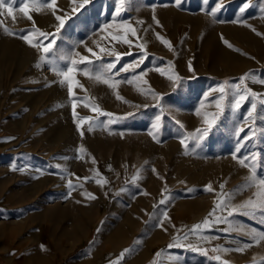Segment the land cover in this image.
Segmentation results:
<instances>
[{
    "label": "crops",
    "instance_id": "0c3cea01",
    "mask_svg": "<svg viewBox=\"0 0 264 264\" xmlns=\"http://www.w3.org/2000/svg\"><path fill=\"white\" fill-rule=\"evenodd\" d=\"M245 2L250 6L241 12ZM81 4L83 7H80ZM111 4L117 5V1L87 0L84 3V0H56L55 15L52 8L44 6L39 10L30 9V20L19 11L23 7L20 0H9L4 8H0V60L4 58L3 68L6 71L20 73L19 78H9L4 84L0 83V86L12 89L5 99L11 106L4 115L0 111L4 121L0 126V264L9 263L4 253L7 249L3 247L14 243L9 241L13 238L12 231H1L4 225H21L29 233L22 242L25 246L47 239L52 253L49 256L50 264H58L66 259L69 264H94L100 261L102 264L241 263V259L234 261L223 256L218 249L223 246L231 252L228 247L241 246L238 239L242 236L228 231L227 222L216 223L213 218L208 219V226H203L205 219L200 218V212L190 211L185 206L189 200L211 198L212 190H206L211 186L206 183L211 181L208 176L213 172L216 162L228 154L231 148L228 125L214 126L218 110L204 109L209 98L216 100L219 96V81L200 78L192 83H184L174 91L176 83L172 63L166 54H161L153 37H150L147 42L149 46L146 47L144 37L141 39L137 33L125 29L111 31L105 27L110 23L136 19L133 11L123 15L108 13L106 7ZM217 4L221 7L213 16L210 13ZM131 5L150 6L151 9L164 6L170 10L180 6V10L177 9L180 20L174 22L171 14L165 15L164 24L169 30L165 34L169 39H174L170 32L172 26H180L187 46L189 41L194 43V37H211V45H200L201 53H205L208 47L213 48V53H226L224 46H221V39L225 37L235 41L238 37L247 38L254 25L264 32V0H181L179 5L176 0H133ZM9 6L13 8L12 15L8 14ZM57 15L63 16L65 20L64 29L58 34ZM166 17L171 19L168 20V26ZM5 27L13 34L6 33L3 30ZM33 29L56 34V43L45 61L40 60L45 55L42 51L20 39V36ZM114 36H120L121 40L112 39ZM52 39L49 36L45 40L36 34V42L43 40L45 46ZM124 39L130 43H123ZM86 49H92V52ZM117 55L120 57L118 62ZM62 56H70L78 61L70 80L53 71V68L66 71V67L70 66L61 59ZM81 56L86 58L85 62H79ZM142 56H146V59L136 67ZM112 63L116 67L104 78L111 77L109 83L120 81L115 83V87L103 83V78L101 81L94 78L96 74L104 73L107 65ZM125 67L126 71H120ZM85 68L87 73L77 70ZM148 76L154 86L141 87L140 92L137 91L139 94L133 97L129 96L132 92L124 88L117 89L119 84L131 85ZM261 78L264 80V74ZM69 86L73 90L71 96ZM211 86L213 90L206 93ZM28 87H50L52 99L45 104L43 97H37L38 103L32 107L24 93ZM117 94L123 99H117ZM127 101L135 104V110L125 109L129 107ZM102 113H111L112 116ZM30 116L32 121L29 120ZM48 116L64 119V124L69 127L68 138L57 147L45 140L47 127L42 118ZM158 116L159 124L154 128ZM205 116L213 121L210 129L204 123ZM109 120L114 122L109 123ZM17 122L21 125L19 129L16 127ZM90 124L91 131L88 130ZM198 129L201 131L197 132ZM204 129H208L206 136L203 135ZM100 134L115 136L116 150H126L132 155L138 152L137 161L132 162L130 167L142 169H134L133 173L118 170L119 174H112V177L105 175V168L101 169L100 176L92 174L91 169L81 172L78 166H108L103 158H93L94 150L108 148L103 145L102 137L98 143L94 142L93 135L99 137ZM193 136L203 138L197 140ZM181 139L185 141L184 145ZM190 165L195 166L191 171ZM190 174L195 181L192 182ZM109 188L117 190L116 198L122 199L117 206L122 208L124 219L129 212L153 213L155 217L146 226L147 231L131 247L128 246V235H123L121 240L102 235L99 244L96 241V248L86 246L75 252L62 251L63 245L73 247L92 236L93 226L89 215L92 202L64 207L48 203L58 200L61 203L62 199L71 203L78 197L93 199L91 197L94 196L102 204L109 197ZM157 201L159 205L151 210L152 203ZM64 213L66 215L60 216ZM77 213L84 216H76ZM172 215L177 216L174 218ZM225 218L227 221L235 219L234 216ZM184 223H199L202 227L182 234L180 226ZM247 223L246 232H264V222L256 227ZM171 235L175 237L174 246L162 247L171 239ZM243 240L244 245H251L247 250L244 249V263L264 264V257L252 256L255 247L264 246V241L256 243L246 234ZM207 246L213 248L215 253L211 255L200 250L201 247L205 250ZM125 249L130 251L125 253ZM121 253H124L123 257ZM217 256L220 257L219 261L215 259Z\"/></svg>",
    "mask_w": 264,
    "mask_h": 264
},
{
    "label": "rangeland",
    "instance_id": "374dc122",
    "mask_svg": "<svg viewBox=\"0 0 264 264\" xmlns=\"http://www.w3.org/2000/svg\"><path fill=\"white\" fill-rule=\"evenodd\" d=\"M110 1L112 3L116 2L117 0ZM132 1L133 0H127V4L122 7L119 12V15H123V13L127 14L128 12L133 11V13H135L136 15V19L134 18V21L131 20L125 23H110L111 27H109V29L111 31L125 29L130 30L132 32V29H134L135 34L137 33L139 36H141V39H143L142 37H144L146 47L149 46L147 42L151 39L150 37H153L154 39L152 40H155V42L158 44L157 47H159L161 54H166L169 57V61L172 63V74L174 76V84L176 83L173 89L174 91L177 90V88H180L184 83H192L195 82L194 80L196 79L203 78L210 81H219V87H223L225 93L228 94L225 97V100L222 102V105H224L223 111H221L216 106V101L220 97L221 93L219 94L216 100H213V97L209 98L206 103L208 105L204 109L209 108L218 110L216 118L214 120V126H222L223 124L228 125L230 131L229 135L231 139V148L228 154L222 156L220 160L216 162L213 172H211L209 174L210 176H208V179H210L211 181H207L206 183L211 185V198L207 197L205 199H197L196 201L189 200V202L185 204V206L187 208H190V211L200 212V218L202 217V220H204L205 218L215 219L216 217H229V212L232 211L233 207L238 206L249 199L257 200V197L254 196V193L258 191L257 187L251 184V181H249L248 179V177L251 175L250 168L241 166V164L238 163L237 160L233 159V154H236L241 158L247 157L245 163L254 167L259 177H264V119L259 118L260 115H264V113H261V108H264V105H261L259 103V100H257V109L256 112L253 113V115L257 118L254 120L252 118H249L247 121H245V117L247 116L250 104H244L237 112H234L231 107L227 106L232 100V92L236 90L237 86H241L240 77L243 76L245 73H253L257 81L263 80L261 78V75L264 74V32H262L259 27H256L254 25L253 29H255V31L252 30L250 36H248L247 38L238 37L237 39H235V41L233 39L231 40L225 37L221 39V44H223L221 46H224L223 49H225L226 53H213V48L210 47L206 48L207 51L205 50V53H201L200 47L203 45V43L205 45H211V42L213 40L211 37H208L207 35H205V37H194V43L192 44L189 41V46H187V39L181 32L180 26H172L170 32L174 35V39H169V37L165 34L169 31L168 28H166V25L164 24L165 15L171 14L174 22L180 20V12L178 11L181 8L180 6V8L178 7L179 9L177 8L178 10L175 9V7L170 10L164 6H156V9H151L150 6L140 7L131 5ZM117 7L118 5L111 4L108 5L106 9L108 13L116 14ZM63 16L65 17L66 15L63 14ZM63 16L62 18H64ZM153 17H155V19H153ZM166 19V23L168 26V24H170L168 22L171 19L169 20L168 17H166ZM174 22L173 24H175ZM123 24H127L130 27L124 28L122 27ZM61 29H64V26ZM257 33H259V35ZM157 35L163 38V40H167L171 47L166 46L164 43H162L161 39L157 38ZM225 41H227V43H225ZM228 45H231V47H229ZM2 57L3 55H1V58ZM0 62L1 84H4V82L9 78L13 80L19 78L20 73L14 71L13 74H11V71H6L3 68V66L5 65L4 58H2ZM189 62L191 63V70L189 69ZM177 77H179V79H177ZM135 82L137 83L131 85L119 84L120 86H118L117 89L120 90L121 88H124L126 91L132 92V94L130 93L129 96L133 97L139 94L137 91L140 92L141 87L143 88V86H154V83L152 82V79L149 76L148 78H142V80ZM241 87H247L251 91L260 94V99H264V84L254 82L253 80L248 79L245 81V84ZM208 88L209 90H207L206 93H208L209 91L211 92L213 90V86ZM42 89L41 87H28L26 89L24 93L27 94L30 106L33 107L35 104L38 103L37 97H43L45 100V104L48 103L49 99H52L53 92L51 88L42 87ZM11 90L12 89L9 86H0V111L2 115H4V113H6L5 110H7L11 106L9 102L5 101V99L9 95L8 93ZM14 104L17 103H12V105ZM126 104L129 105L128 108H125L127 111H129V109L135 110V104L130 101H127ZM0 117V126H2L4 124V121L2 116ZM29 120H33L31 116L29 117ZM42 120L44 125L47 127V129H45L46 141L55 144L54 146L57 147L59 146L60 142L68 138L69 127L68 125L64 124V119H58L61 123H59L58 120L54 119L52 116L42 118ZM20 126V122H17L16 127L19 129ZM241 129H243V131H241ZM59 130H61L60 133ZM237 133H239V135H237ZM245 136L250 137V139L245 141ZM100 137H102L103 139ZM101 139L102 142L105 143L103 145H106V147L108 148L105 150H94L93 158L96 160H98L99 158H103V161L108 166H78V169H80L81 172H85L86 169H91L92 174L100 176L101 169L104 170L105 168V175L107 174L108 176L112 177V174L118 175L119 171L121 170H123V172L125 171V173H133L134 169H142V167L138 166L130 167L132 165V162L137 161L136 158L139 157L138 152H136V155H132V153L126 150H116L114 148L115 136L100 134L99 137H97L93 135L94 142L98 143ZM241 142L244 143V146L240 148L239 152H237V148L240 147ZM253 156H255V159L252 158ZM193 168H195V166L190 165L189 170L191 171ZM196 169L199 170L198 167H196ZM109 170H115V172H111ZM189 177L191 180L195 179L194 177H192L191 174L189 175ZM195 180H192V182ZM221 184H223V189H221L220 187ZM117 193V190L109 188V197L106 199V202H103L102 204L98 203L100 202V199H86L83 197L75 198L71 201V203L68 200L64 199H60L61 203L59 200L54 203H48L56 205L60 204L64 207L68 205L81 206L84 205L85 202H92V211L91 213H89L92 219L93 226L92 236L86 241L77 243L73 247L71 245H63L61 247L62 251L67 252L73 250V252H75L79 251L80 249H84L86 246L87 248L89 246H93L92 248H96L97 246H95V244L97 242L99 244L102 235H105L106 237L112 238L114 240H121V237L123 235H128V246L130 247L138 241L140 235L147 231L146 226L153 221L155 216L151 212L147 214L129 212L126 218L124 219L125 215L122 212V208L118 207L122 199L116 198ZM221 193L228 194L231 197L230 201L228 202V207H218L215 211L214 216H209V213L213 210L214 204H220L221 201L225 199V197H222L220 195ZM158 203V201L157 203H152L153 208H151V210H154V208L159 205ZM243 211L245 213L248 212V210ZM63 215L66 214H60V216ZM75 215L84 216L80 213H77ZM172 216L175 218L177 215ZM231 216H234L235 219L228 221L233 226L232 228H230L229 223L227 222L228 231L238 233L240 236H242L241 239H238V241L242 245L237 247L229 246L228 248L231 249V252L221 251V254L223 256L231 258L234 261H238V259L242 260L241 263L236 262L233 264H245V252L235 251L234 249L244 247L243 236L245 237V232L247 230L246 227L248 225L247 222L251 223L254 227L259 226L260 224H262V222H264V213H262L260 210H257L255 215L233 212ZM221 223L222 222H220V224ZM198 224L184 223L182 226H180L182 228V234L193 232V227ZM234 228H239L240 231L233 230ZM9 230L10 232L12 231L13 234V238L9 241L14 243L3 247L5 250L7 249V252H4L6 253L5 257H7L9 261V263L7 264L51 263L49 256H51L52 253L51 247L46 243L47 239L42 240V243L31 242L29 245L25 246L22 244V242L25 240L26 236L29 233H26L27 231L21 225H16L13 227L4 225L1 228V231L3 232H8ZM50 232L52 231L50 230ZM170 238L171 239H168L162 247L168 248L169 244L174 243L175 237L171 235ZM114 243V247H116V242ZM221 249L226 248L221 246ZM255 249L256 250L253 251V257H255L256 255L264 257V246H257L255 247ZM200 250L202 252L207 251L211 255L215 253V250L209 246H207L205 250L203 249V247H201ZM58 264H69V261L66 259V261H60ZM94 264H102V262H94ZM107 264H109V262ZM117 264H119V262Z\"/></svg>",
    "mask_w": 264,
    "mask_h": 264
},
{
    "label": "snow or ice",
    "instance_id": "6c2138e0",
    "mask_svg": "<svg viewBox=\"0 0 264 264\" xmlns=\"http://www.w3.org/2000/svg\"><path fill=\"white\" fill-rule=\"evenodd\" d=\"M205 2H207V0H205ZM9 3V0H0V8H4L5 4ZM20 3L23 4V7H21L19 9L20 12H22L24 14V17H26L27 19H31V15H30V9H34V10H39L40 7H48V8H52L53 14L55 15V5H56V0H20ZM84 3H87V0H84ZM181 3V0H176V4L179 5ZM127 4V0H117V12L116 15H119L120 10L122 9V7L124 5ZM249 3L245 2L244 6L241 8V12H243L245 9H247L249 7ZM80 7H83V4L80 5ZM219 7H221L220 4H217L216 8H213L211 10V15H215L216 11L219 9ZM75 10V9H74ZM13 13V8L11 6L8 7V14L12 15ZM56 19L59 21V27H57L56 29V34H58L61 30V28H63L65 20L64 18L60 17V16H56ZM153 19H155V17H153ZM236 21H233V23H235ZM158 23V21H157ZM105 27H111V25H105ZM122 27L124 28H128L130 27L127 24H123ZM6 33L8 34H13L12 32L9 31V29L7 27H5L3 29ZM253 31H255V29H253ZM133 34H135V30L132 29ZM38 33V35L40 37H43L45 40L48 39L49 36H52L53 39L51 40L50 43H48L46 46L43 44V40L36 42V34ZM56 34L53 33H44L41 32L39 29H33L31 31H29L27 34H24L22 36H20V39L24 40L26 43L29 44V46L32 47H36L38 48V50L42 51L45 55H42L40 57L41 61H45L46 60V55L49 54L52 50L53 47L56 43ZM259 35V33H257ZM158 39H161L162 43H164L166 46L171 47V45L169 44V42L167 40H163V38L159 37V35H157ZM112 39L116 40V41H120L121 37L120 36H114L112 37ZM123 43L129 44L130 41H128L127 39L123 40ZM225 43H227V41H225ZM229 47H231V45H228ZM86 51L88 52H92V49H86ZM101 51H103V49H101ZM94 54V53H93ZM62 60H65L69 63L70 66L66 67V71L64 69H58V68H53V71H56L58 75H63L65 77H67L69 80L71 79V73L73 72L74 67L78 64V61H76L75 59H71L70 56H62L61 57ZM120 57L119 55H117V62L119 61ZM144 59H146V56H142L139 58L138 63L136 64V67H139L140 64H142L144 62ZM86 58L81 56L80 57V61L79 62H85ZM88 63H91V61H88ZM116 67L115 63L109 64L107 65V67L105 68L104 73H99L95 75V79L97 81H101L103 78V83L107 84L109 87H115V83H119L120 81H116L115 83H109L111 77H106V74L111 72L114 68ZM189 69L191 70V63L189 62ZM78 71H84L85 73H87V68L85 69H77ZM127 67L120 69V71H126ZM118 74V73H117ZM141 75H144L143 73H141ZM171 79V77H169ZM177 79H179V77H177ZM251 79L254 82H259L264 84V80L262 81H257L255 78V75L253 73H245L243 76L240 77V85L243 86L245 84V81ZM129 83H131V81H127ZM63 83V81L61 82ZM241 86H237L236 90L234 92H232V100L230 101V103L227 105L229 107H231V109L234 112H237L244 104L248 103L250 104V108L248 110L247 116L245 117V121H247L249 118H252L253 120L256 119L257 117H255L253 115L254 112H256L257 109V103L256 101L259 100V103L261 105H264V99H260V94H257L253 91H251L250 89H248L247 87H241ZM72 87L69 86L68 88V92L69 95H72ZM218 91L221 93L220 97L218 98V100L216 101V106L217 108H219L221 111H223V107L224 105H222V102L225 100V97L228 95L227 93H225V90L223 87L219 88ZM153 95H155L153 93ZM117 99H123L122 97H120L117 94ZM98 110V109H95ZM261 113H264V108H261ZM104 115H108V116H112L111 113H102ZM199 110L197 111V115H199ZM73 115L75 116V112L73 113ZM131 115V114H130ZM260 119H264V115H260L259 116ZM83 119H87V118H81ZM159 120L160 117H157V122L154 123L153 127H158L159 124ZM114 121L109 120V123H112ZM204 123L208 125V128L210 129L213 125V121H210L207 116H205L204 119ZM80 125H77V128L79 129ZM181 127H183L181 125ZM89 131L92 130V126L91 124L89 125ZM201 130H197V132H200ZM241 131H243V129H241ZM208 133V129H204L203 130V135H207ZM81 135H83V133H81ZM237 135H239V133H237ZM193 139H202L203 136L200 137H196L193 136ZM245 141L250 139V137L245 136ZM181 144L184 145L185 141L183 139H181ZM186 146V145H185ZM244 146V143L241 142L240 143V147L237 148V152L240 151V148H242ZM81 152H83V148H81L80 150ZM253 159H255V156L252 157ZM233 159L237 160L238 163L241 164V166L244 167H249L250 171H251V175L248 177L249 181H251V184L255 185L258 189V191L256 193H254V196L257 197V200H252L249 199L247 201H244L242 204L233 207L232 211L229 212V216H231L233 214V212H237V213H241V214H250V215H255L257 210H260L262 213H264V177H259L256 173V170L254 167H252L251 165H248L245 163V161L247 160V157L245 158H241L239 156H237L236 154H233ZM155 171V170H154ZM85 180L89 179V178H83ZM106 182V181H105ZM97 183H100V181H97ZM69 187H71V182H69ZM221 189H223V184H221ZM206 190H211L210 186H208L206 188ZM91 195V194H88ZM222 197H225L224 200L221 201L220 204H214L213 210L209 213V216H214L215 211L218 207H228V202L230 201L231 197L228 194L225 193H221L220 194ZM91 198H95L94 196ZM164 201L162 200L161 203H163ZM243 210H248L247 213H245ZM165 218L167 219V213L164 214ZM215 222L216 223H220V222H228L227 218H221V217H216L215 218ZM209 220L207 218H205V220L203 221V226H208L209 225ZM229 226L230 228H232L233 226L231 225L230 222ZM163 222H161V226H162ZM202 227V225H195L192 229V231H196L198 229H200ZM227 230V229H226ZM233 230L236 231H240L239 228H234ZM246 235H249L250 238L252 240H254L256 243H259L260 241H264V232H246ZM206 239V238H204ZM174 245L173 244H169L168 248H172ZM175 246H180L179 244H176ZM250 244H245L244 247L241 248H237L234 249L235 251H244L245 248L250 247ZM191 247V246H190ZM219 251H229L228 249H218ZM130 249H125L124 252H129ZM124 253H121V256L123 257ZM159 255V253L157 254ZM215 259L217 261L220 260V257L217 256L215 257ZM155 264V262H154ZM224 264H227V262H224Z\"/></svg>",
    "mask_w": 264,
    "mask_h": 264
},
{
    "label": "bare ground",
    "instance_id": "6f19581e",
    "mask_svg": "<svg viewBox=\"0 0 264 264\" xmlns=\"http://www.w3.org/2000/svg\"><path fill=\"white\" fill-rule=\"evenodd\" d=\"M249 190V189H248ZM205 197V196H204ZM240 198V197H239ZM190 218L188 217V220H189ZM184 220V219H183ZM186 222V221H185Z\"/></svg>",
    "mask_w": 264,
    "mask_h": 264
}]
</instances>
